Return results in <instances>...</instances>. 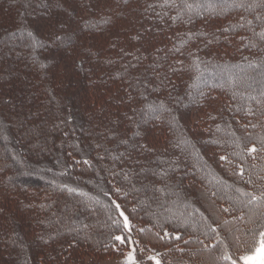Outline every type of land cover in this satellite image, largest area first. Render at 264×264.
Listing matches in <instances>:
<instances>
[{
	"label": "trees",
	"instance_id": "trees-1",
	"mask_svg": "<svg viewBox=\"0 0 264 264\" xmlns=\"http://www.w3.org/2000/svg\"><path fill=\"white\" fill-rule=\"evenodd\" d=\"M94 1L0 0V264L132 246L141 262L242 264L264 232V0H121L201 4L196 32L149 49L143 31L93 36L110 11Z\"/></svg>",
	"mask_w": 264,
	"mask_h": 264
},
{
	"label": "rangeland",
	"instance_id": "rangeland-1",
	"mask_svg": "<svg viewBox=\"0 0 264 264\" xmlns=\"http://www.w3.org/2000/svg\"><path fill=\"white\" fill-rule=\"evenodd\" d=\"M93 3H95V7H97V9L99 8V10L106 5H110V11H106V9L103 10V16L106 17L101 19L99 18L100 21H98L97 24L98 28L91 30V34L93 36L101 38L99 36V33L113 32L115 34L114 37H120L121 44H132L128 38L129 34H133L138 31H143L145 33V36H142L143 38L140 37L141 39L137 40V45L141 46L143 49H149L152 44L157 45L164 42L161 38L165 35L167 31L171 33L178 32L179 30H189L187 32L193 33L196 32L197 28L196 26H194L195 24L193 23V21H191V19H194V15H197L202 11L199 8L201 7V4H199L198 6H194V8H192V5H185L180 6L175 11H169L164 8L162 10L152 11V13L148 12L146 14H140L139 10L136 8V5L132 4L131 2L125 3L121 0H95ZM189 9L194 12L190 14L191 16L187 15L188 13H190ZM160 11H163L161 16H159V14L161 13ZM47 13L53 14L52 10L49 9ZM173 17L176 18V21L173 20ZM35 19V21L41 22V25H46L47 23L45 22H48L45 16L36 17ZM145 24H147V26L149 27L147 29L141 28L140 25L144 27L143 25ZM151 33H155L156 37L152 38L150 36ZM73 40L74 41L68 42V46H70L71 48L75 47L76 45L78 46V41L76 42L75 39ZM101 41L104 42L106 46H109V44H111V42L106 39H103ZM101 43L100 45H98L99 47L101 46ZM192 44L196 45L197 42H193ZM54 48L56 47L54 46ZM61 62V57L58 56V58L54 60L53 66L58 67ZM212 253H214V250L209 251L210 255L208 254L211 260L214 259ZM129 254L132 255L134 264H156L157 260L159 261V264H166L164 257L160 255V253L156 255L146 253L143 262H141V260L137 258L136 249L134 246L130 248L128 253L123 254L121 256L111 257L103 261L89 259L83 264H126ZM152 257H155V259H151ZM245 257H247L248 260L246 262V260L243 259V261L241 262L242 264H264V245L260 243V245L255 249V251L246 255ZM168 263L172 262L167 257V264Z\"/></svg>",
	"mask_w": 264,
	"mask_h": 264
},
{
	"label": "snow or ice",
	"instance_id": "snow-or-ice-1",
	"mask_svg": "<svg viewBox=\"0 0 264 264\" xmlns=\"http://www.w3.org/2000/svg\"><path fill=\"white\" fill-rule=\"evenodd\" d=\"M261 38L264 39V33H261ZM251 151L255 152L256 149L252 148ZM221 159H224V157H221ZM117 207H119V206L117 205ZM120 215L123 216L124 215L123 212H121ZM124 221H125V227H128L127 217L124 218ZM260 235H261V243H262V245H264V232H261ZM115 239L123 242V238L121 236H116ZM151 259H155V257H152ZM244 259L247 262L248 258L245 257ZM126 264H134V260H133V257L131 254H129ZM156 264H159L158 260L156 261ZM233 264H235V262H233Z\"/></svg>",
	"mask_w": 264,
	"mask_h": 264
}]
</instances>
